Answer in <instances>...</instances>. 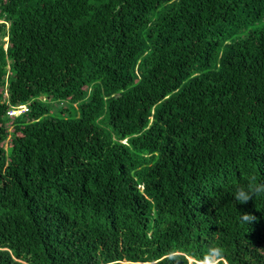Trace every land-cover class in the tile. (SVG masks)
<instances>
[{
	"label": "trees",
	"instance_id": "obj_1",
	"mask_svg": "<svg viewBox=\"0 0 264 264\" xmlns=\"http://www.w3.org/2000/svg\"><path fill=\"white\" fill-rule=\"evenodd\" d=\"M250 176L264 0H0V264H264Z\"/></svg>",
	"mask_w": 264,
	"mask_h": 264
},
{
	"label": "clouds",
	"instance_id": "obj_2",
	"mask_svg": "<svg viewBox=\"0 0 264 264\" xmlns=\"http://www.w3.org/2000/svg\"><path fill=\"white\" fill-rule=\"evenodd\" d=\"M264 195V182H258L255 176L248 177L246 184L234 186V199L240 204H245L253 197ZM256 219L248 213H241V221L251 223ZM190 264H228L224 249L219 246H209L207 251L201 256L189 254ZM175 264H185L183 259L176 261Z\"/></svg>",
	"mask_w": 264,
	"mask_h": 264
},
{
	"label": "rangeland",
	"instance_id": "obj_3",
	"mask_svg": "<svg viewBox=\"0 0 264 264\" xmlns=\"http://www.w3.org/2000/svg\"><path fill=\"white\" fill-rule=\"evenodd\" d=\"M23 111H24V108H22V109L16 111L15 114L18 115V114H20V113L23 112ZM189 262H190V261H189Z\"/></svg>",
	"mask_w": 264,
	"mask_h": 264
}]
</instances>
